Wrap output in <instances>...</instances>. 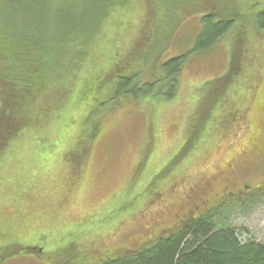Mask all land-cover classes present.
Listing matches in <instances>:
<instances>
[{
  "label": "rangeland",
  "instance_id": "1",
  "mask_svg": "<svg viewBox=\"0 0 264 264\" xmlns=\"http://www.w3.org/2000/svg\"><path fill=\"white\" fill-rule=\"evenodd\" d=\"M109 1L114 5L109 6ZM61 4L67 5L63 8L67 15L79 21L72 32L78 36H74L80 37L81 31L87 34L85 58L76 65L70 63L66 68L70 74L63 70L70 80L59 82L55 74L60 70L56 71L46 80L44 92L29 97L33 114L48 112L73 84L78 96L95 84L94 77L105 85L95 90L94 102L85 99L98 106L88 115L95 116V123L86 121L87 129L70 134L71 128L59 124L53 137L45 136L42 144L35 139L41 130L26 131L15 139L10 155L0 158V264H97L109 257L110 247L135 250L141 239L143 246L150 244L183 219L196 217L221 201L225 203L216 214L219 227L240 228L247 237L264 243V30L255 26L264 0L217 3L219 15L230 11L238 22L210 49L191 53L177 75V95L170 101L126 97L113 102L109 76L101 77L108 63L102 56L111 51L109 65L118 63L116 67L124 69L129 63L143 77H152L156 62L192 48L201 7L187 10L180 4L162 21L165 30L155 38L163 42L149 54L143 51L148 37L140 44L137 40L139 28L147 23L145 0H63ZM260 46L263 54L257 53ZM253 52L262 64L258 69L253 66L256 73L246 70L245 79L253 74L257 78L241 104L242 120L234 134L215 138L205 153L185 158L186 120L197 107L198 86L231 67L239 68ZM148 56L151 60L146 65ZM103 60L97 75L95 65ZM65 110L59 113L61 122L68 117ZM11 117L9 111L0 112V142L16 121ZM56 118L51 117L46 131L51 132ZM74 118L71 125H77ZM254 192L257 195L251 196Z\"/></svg>",
  "mask_w": 264,
  "mask_h": 264
},
{
  "label": "trees",
  "instance_id": "2",
  "mask_svg": "<svg viewBox=\"0 0 264 264\" xmlns=\"http://www.w3.org/2000/svg\"><path fill=\"white\" fill-rule=\"evenodd\" d=\"M62 1L55 3L54 0H0V112L9 111L11 118L15 117L16 120L10 127V133L0 142V158L10 155L14 149L15 139L24 136L26 131L41 130L35 139L38 144H42L45 136L52 138L54 130H58L60 126L61 128L64 126V129L71 128L72 131L69 133L73 134L78 129L81 131V127L87 129L89 124L86 121L95 123V116L92 119V116L88 115L92 111L96 112L98 106H92L87 101L94 102L95 90L103 89L105 83H100V77H94L95 84L89 85L80 96L73 93V84L65 93L67 96L63 94L56 99L57 103H54L48 112L43 113V117L33 114L32 104L29 101V97L34 99L36 93L46 90V80L50 75L60 70V74L56 73L55 76L59 82H63L64 79H68L67 73L63 70L69 71L70 74V70L66 69L70 63L76 65L85 58L84 52L87 46H85L84 37L87 34L81 31L80 37L74 36L78 34V32H72L77 31L79 21L65 13L63 8L67 5L61 4ZM220 1L145 0L148 8L144 22L147 23L139 28L137 38V40L140 38L138 40L140 44L144 38L148 37L143 51L150 54V51L153 53L161 46L158 45L163 40L155 37L163 29L165 30L162 21L170 18L180 4L187 10L202 8L198 21V33L190 50L165 57L159 60V63L156 62V75L149 78L143 77L139 68L132 69L129 63L124 69L123 66L116 67L118 63L109 65L113 59L111 51L109 55H103L102 57H105L108 63L101 77L109 76L111 81L109 83L112 84L109 99L113 102L126 97L135 101L148 97L161 101L172 100L177 95V75L191 55L206 51L226 38L227 33L238 22L237 15L230 11L224 16L219 15L215 8ZM207 3H210L209 8H206ZM113 5L114 2L109 1V6ZM107 13L108 10L101 15L100 21L106 17ZM51 14L54 15L53 19L49 17ZM161 14L164 15L163 18H157ZM154 15H156L155 20L152 19ZM49 19L52 20L49 21ZM149 20H154V23ZM171 24L172 22L168 26ZM255 26L258 31L264 30V10L257 12ZM150 31L155 32L151 37L148 36ZM152 40H154L152 45L145 48L146 44ZM257 53L263 54L262 46L257 48ZM260 58V56L255 57L253 52L247 61V58L243 61L246 63L241 62L239 68L231 67L224 75L206 80L203 85L198 86L200 101L198 96L197 107L190 112L186 120V148L183 153L185 158L190 159L191 155L205 153L208 148H211L212 140L215 138L219 140L234 134L236 126L242 120L243 101L247 100L250 90L255 85L257 77L253 73H256L258 66L262 64ZM141 59L144 61V54ZM105 60L95 65L97 75L100 74ZM150 60L148 56L146 65ZM66 61L68 63H65ZM253 66L257 69H253ZM249 68L254 70L250 80L244 78L248 75L246 70ZM81 105L84 106L82 109ZM65 108V114H68V117L61 122L59 113ZM51 117H57V120L51 132H48L46 130L51 124ZM74 117L77 118V125H71L75 122ZM96 128L93 127L94 130ZM81 143L85 142L83 143L82 140ZM254 151L259 153L258 146L255 145ZM255 195H257L255 192L251 194V196ZM241 200L245 201V199ZM223 203L225 202L215 204L214 207L197 214L196 217L193 215L183 219L175 229L167 234L159 235L150 244L143 246L141 239L137 242L138 246L135 250L120 251L119 248L110 250L112 249L110 247L109 252L107 251L109 257L97 264H264V243L247 237L240 228L218 226L219 218L216 214ZM111 217L109 216L110 219ZM139 245L142 246L139 247Z\"/></svg>",
  "mask_w": 264,
  "mask_h": 264
},
{
  "label": "flooded vegetation",
  "instance_id": "3",
  "mask_svg": "<svg viewBox=\"0 0 264 264\" xmlns=\"http://www.w3.org/2000/svg\"><path fill=\"white\" fill-rule=\"evenodd\" d=\"M247 186H245V188H246Z\"/></svg>",
  "mask_w": 264,
  "mask_h": 264
}]
</instances>
